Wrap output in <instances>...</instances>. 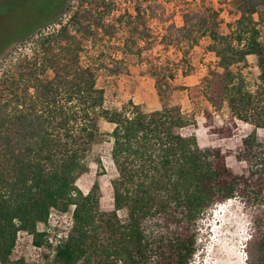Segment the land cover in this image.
<instances>
[{"label": "trees", "instance_id": "trees-1", "mask_svg": "<svg viewBox=\"0 0 264 264\" xmlns=\"http://www.w3.org/2000/svg\"><path fill=\"white\" fill-rule=\"evenodd\" d=\"M52 1L43 18L7 38L31 39L34 46L10 56L0 74V264H26L14 256L21 231L33 235L35 245L52 248L55 264H188L203 212L233 197L264 196V139L256 130L264 128V0H232L236 19L229 32L221 31V8H183L184 23L178 25L168 13L169 0H146L149 21L162 23L161 43L191 46L209 38L207 49L217 59L195 89L207 103V125L221 138L233 136L236 119L256 127L243 138L242 174L228 165L222 148L201 147L195 135L183 134L194 116L174 92L189 86L175 84L169 66L152 64L160 109L133 100L121 108L106 105L99 77L123 71V58L104 49L119 25L129 32L122 52L141 55L140 47L133 48L141 40L149 36V47L158 41L150 24L149 35L141 28L146 11L140 0L135 14L113 22L107 19L116 0H87L51 28L60 3ZM249 56L258 69L254 88L245 74ZM225 107L229 120L215 124L211 108ZM102 120L113 129L103 132ZM105 137L117 171L111 210L101 207L98 180L88 192L78 184ZM53 210L73 215L68 236L56 246L46 229L39 230ZM260 222L254 220L250 264H264Z\"/></svg>", "mask_w": 264, "mask_h": 264}, {"label": "rangeland", "instance_id": "rangeland-1", "mask_svg": "<svg viewBox=\"0 0 264 264\" xmlns=\"http://www.w3.org/2000/svg\"><path fill=\"white\" fill-rule=\"evenodd\" d=\"M52 2V0H0V74L7 67L10 56H18L20 52L30 53L31 47L34 46L31 39L24 37H16L15 41L7 43L9 35L21 32L27 25L43 18L45 7ZM83 2L87 3V0L86 2L84 0H60L55 15L52 17L54 23L50 27H56L54 24L57 22L67 20L71 12ZM115 2L117 7L107 21L113 22L123 14L127 17L126 12L136 13L134 8L136 4L138 5V0H116ZM140 2L146 11L141 28L149 35L150 24L153 29L152 33L158 36V41H154L149 47V36L148 39L141 40L138 46L133 47L134 52L140 47L143 51L141 55L129 51L122 52L123 42L129 32L125 25H119L121 29L118 35L112 43L107 42L104 49L112 54L113 58H123V71L113 75L102 72L99 77L100 85L106 88V105L121 108L125 103L133 100L144 105L148 110L160 109L162 102L155 87L152 64L169 66L175 75L174 83L189 86L187 89H178L174 92L175 100L183 106L185 112L194 116L192 123L182 129L183 134L195 135L201 147L222 148L226 152V160L232 170L238 174L245 173L247 164L238 155L242 152L243 138L256 127L249 122L236 119L233 136L221 138L211 131L213 126L207 125V119L204 116L207 103L201 99L195 89L197 84L201 83L202 78L208 74L210 65L214 64L217 59L215 53L207 49L209 38L201 37L196 44L191 46L185 43H161L160 39L164 32L162 23L157 19L149 21V1L140 0ZM231 3L232 0H169L165 2L168 13L178 25L184 23L183 8L200 9L207 5L221 8L223 18L221 31L223 32H229L228 23L236 19ZM126 17L123 18L126 19ZM185 50L188 51L185 53ZM249 64V67L245 69V74L254 88L258 69L253 56H249ZM211 110L215 124L222 125L229 120L226 107L220 111H214L212 108ZM113 127V124L101 121L103 132L111 131ZM256 130L258 135L264 139V128L259 127ZM110 148L108 137H105L104 142L94 146L91 169L78 181L79 186L85 192L91 189L95 181L100 182L103 210H111L114 207L111 180L116 176L117 171L111 159ZM96 158L101 159L102 165L96 161ZM54 211L59 223L54 229L58 234L59 230H66L64 227L68 225L71 211L67 213ZM119 214L124 216L125 211L119 210ZM255 219L261 220L260 226L264 228V196L258 197L254 192L251 193L250 198L242 199L237 196L208 208L197 221V250L188 264H222L229 255L231 256L230 264H250L249 247L255 232ZM49 226L53 227L48 222L46 225L40 224L39 228L47 230ZM33 240V235L28 232H19L14 256L24 257L26 264H55L52 262L54 250L46 244L37 246Z\"/></svg>", "mask_w": 264, "mask_h": 264}, {"label": "built area", "instance_id": "built-area-1", "mask_svg": "<svg viewBox=\"0 0 264 264\" xmlns=\"http://www.w3.org/2000/svg\"><path fill=\"white\" fill-rule=\"evenodd\" d=\"M65 215H67V214H65ZM52 220L54 221V222H52ZM49 224L51 225H53V227H48L47 228V231L50 233V232H52L53 234H49V236H48V238H49V241H50V243H52L53 244V246H56L57 244H59L60 242H61V239L62 238H65V237H67L68 236V231H69V226H71L72 225V223H73V215L72 214H70V216H69V222H68V225L67 226H65L64 228H66V230L64 231V230H59L60 231V233H58L57 234V232L55 231V227L57 226V225H59V223H58V220H57V218H56V212L53 210L51 213H50V217H49ZM41 225H45L44 223L43 224H41ZM39 230H41L40 228H39ZM60 237V238H59Z\"/></svg>", "mask_w": 264, "mask_h": 264}, {"label": "bare ground", "instance_id": "bare-ground-1", "mask_svg": "<svg viewBox=\"0 0 264 264\" xmlns=\"http://www.w3.org/2000/svg\"><path fill=\"white\" fill-rule=\"evenodd\" d=\"M230 262H231V256L229 255V256L225 259V261H223L222 264H230Z\"/></svg>", "mask_w": 264, "mask_h": 264}]
</instances>
